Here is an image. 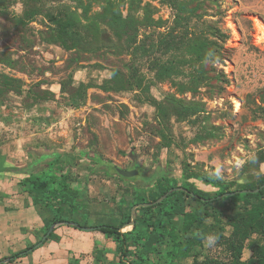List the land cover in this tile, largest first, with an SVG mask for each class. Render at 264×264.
Returning <instances> with one entry per match:
<instances>
[{"label": "rangeland", "instance_id": "obj_1", "mask_svg": "<svg viewBox=\"0 0 264 264\" xmlns=\"http://www.w3.org/2000/svg\"><path fill=\"white\" fill-rule=\"evenodd\" d=\"M19 1L8 9L7 18L0 17V74L21 85L20 95L10 93L8 97H0V161L20 169L34 165L37 162L35 154H61V159L51 164L49 170L63 169V173L73 180V187L83 190L81 201L87 204L86 218L81 216L80 223L85 219L88 227L117 226L123 208L134 203V196L143 195L141 188L146 186L147 177L157 166H165L173 179L181 176L183 160L224 182L241 184L254 178L252 174L244 176L242 171L250 160L259 157V153L264 156V0H214L221 15L213 21L229 38L224 46V66L218 69L224 71L229 83L220 98L208 100L203 89L195 100L204 103L209 122L204 125L216 138L192 144L190 140L196 130L187 124L174 125L176 142L181 144L183 141L184 145L180 149L163 150L160 154L155 149L159 140L149 131L154 125V110L148 105L139 106L133 94L116 95L93 88L87 91L84 102L75 108L71 106L68 94L61 91V85L71 77L70 92H74L80 83L100 85L109 79L111 70L125 72L123 66L128 64L129 56L110 52L111 47L106 45L98 52L76 59L74 53L42 43L39 33L47 34L48 29L41 18L25 28H15L11 17L21 14ZM71 1L57 2L70 4ZM110 1L118 5L123 15L126 14V3L122 6L121 0ZM141 1L142 5L150 4L154 8L155 20L161 19L166 26L171 24L173 15L167 6L157 0ZM52 5L56 3L52 2ZM98 12L100 8L94 7L91 15ZM160 32H164V28ZM142 33L140 31V35ZM168 93L175 91L167 83L150 89L157 101ZM47 95L50 96L48 100H39ZM185 97L191 99L190 94ZM79 152L101 159L99 168L96 170L90 165L89 155L80 160ZM134 163L142 171L137 181H122L112 169L133 171ZM43 169H47L46 164L38 168ZM258 174L264 175V163L258 167ZM196 186L205 192L213 191L198 182ZM135 187L139 189L135 190ZM15 189L12 178H0V207L15 205L14 199L9 201ZM23 194L24 206L34 209L40 224L22 228L20 235L23 237L8 243L7 251L0 253V262L35 246L45 236L44 218L48 213L43 207H34ZM121 201H124V207H119ZM123 227L120 233L132 230ZM54 231L58 242L43 243L28 253L27 258L12 264H70L72 261L91 264L90 253L94 246L115 247L97 231L87 233L64 226ZM60 232H68L64 234L63 244L58 235ZM205 248L210 256L225 259L222 250L214 244H206ZM107 258L112 260V254H107Z\"/></svg>", "mask_w": 264, "mask_h": 264}, {"label": "trees", "instance_id": "obj_2", "mask_svg": "<svg viewBox=\"0 0 264 264\" xmlns=\"http://www.w3.org/2000/svg\"><path fill=\"white\" fill-rule=\"evenodd\" d=\"M57 1L20 0L21 14L11 17L15 28H25L41 18L48 33H39L40 42L74 53L76 59L98 52L106 45L111 47L110 52L124 53L130 58L123 66L125 72L111 70L109 79L100 85L80 83L74 92H70L72 77L62 84L61 91L68 94L72 107H79L87 91L93 88L116 95L133 94L139 106L148 105L154 110V125L149 131L159 140L155 146L158 154L184 145L183 141L181 144L176 142L174 125L187 124L196 130L190 140L192 144L216 138L204 125V122L209 123L204 103L195 100L203 89L208 100L220 98L229 83L224 71L218 69L224 66V46L229 38L213 21L221 15L216 1L157 0L172 12L169 26L161 19L155 20L154 8L150 4L142 5L141 0H121L122 6L127 4L125 15L110 0H72L70 4ZM15 4L16 0H0V17L7 18L8 9ZM94 7H99L100 12L91 15ZM213 11L215 13L210 14ZM163 28L164 32H160ZM140 31H143L141 35ZM165 83L175 93H168L157 101L150 89ZM20 87L19 81L0 74V97H8L10 93L20 95ZM187 94H190V100L185 97ZM49 97L42 96L39 100ZM77 155L80 160H85L89 154L79 152ZM89 156L90 165L97 170L101 159ZM258 156L242 171L244 176L252 174L254 178L241 184L224 182L198 167H191L187 160L181 162L178 179L170 177L165 166H157L147 177L146 186L141 188L143 195L134 196V203L123 208L117 226L88 227L85 219L80 223L86 215L87 205L81 201L83 190L73 187V180L63 173V169L49 170L51 164L61 159L59 153L35 154L37 162L20 169L1 160L0 178H14L32 205L46 210L44 234L55 223L74 222L83 228H95L114 244L112 249L94 246L90 253L91 264H264V189L256 194L218 199L224 194L253 191L264 185V175L258 174L264 156L260 153ZM43 164L47 169L38 170ZM133 165L131 169L138 171L139 176L130 180L118 176L120 180L133 182L142 176L140 166ZM196 182L213 191L200 190ZM176 188L187 192L172 193L161 204L137 209L132 230L119 232L130 222L133 206L152 204ZM120 203L119 207H124V201ZM209 236L217 238L214 245L222 250L225 259L206 253ZM51 241H59L55 231L44 244ZM33 247L11 256L9 264L27 258L28 250ZM107 254H112V260ZM72 262L70 264H79Z\"/></svg>", "mask_w": 264, "mask_h": 264}, {"label": "crops", "instance_id": "obj_3", "mask_svg": "<svg viewBox=\"0 0 264 264\" xmlns=\"http://www.w3.org/2000/svg\"><path fill=\"white\" fill-rule=\"evenodd\" d=\"M14 180L15 179L12 178L16 189L15 192L11 194L9 201L14 199V202H16L15 205L7 204L8 206L0 207V253L7 251L8 243L20 241V237L22 236L20 232L22 228H27L29 226L30 228L38 227L40 224V220L34 209L24 206V194L19 187H17L18 181ZM67 233L68 232H60V234H58L62 244L64 243L62 240L65 239L64 234L67 235Z\"/></svg>", "mask_w": 264, "mask_h": 264}, {"label": "water", "instance_id": "obj_4", "mask_svg": "<svg viewBox=\"0 0 264 264\" xmlns=\"http://www.w3.org/2000/svg\"><path fill=\"white\" fill-rule=\"evenodd\" d=\"M114 169L116 171L117 176H119L125 180H130L133 178H137L139 176V173L136 170L128 171V170H121L119 168H114ZM262 189H264V185H262L259 189H256L253 191L243 190V191H237V192H231L228 194H224L223 196L219 197L218 199L229 198V197H233L235 195L256 194ZM175 192H184L185 193L186 191L182 188L171 189L164 196H162L160 199H158L156 202H154L152 204H139V205L134 206L131 209V220L123 228H133L134 227L137 209H146V208H149L151 206L161 204L168 196H170L172 193H175ZM60 226L72 227V228H75V229H78V230H81V231L87 232V233L95 231V228H83V227H80L78 224L73 223V222L56 223L49 228L48 232L45 234V236H43L41 241L38 242L32 249H29L27 253H31V252H33V250L40 248L43 245V243L47 240V238L50 236V234L53 233V231ZM9 262H10V259H7L5 261L0 262V264H7Z\"/></svg>", "mask_w": 264, "mask_h": 264}, {"label": "clouds", "instance_id": "obj_5", "mask_svg": "<svg viewBox=\"0 0 264 264\" xmlns=\"http://www.w3.org/2000/svg\"><path fill=\"white\" fill-rule=\"evenodd\" d=\"M216 239L217 238L216 237H213V236L207 237V244H208V246H212L215 243V240Z\"/></svg>", "mask_w": 264, "mask_h": 264}, {"label": "bare ground", "instance_id": "obj_6", "mask_svg": "<svg viewBox=\"0 0 264 264\" xmlns=\"http://www.w3.org/2000/svg\"><path fill=\"white\" fill-rule=\"evenodd\" d=\"M258 26H260V25H258Z\"/></svg>", "mask_w": 264, "mask_h": 264}]
</instances>
